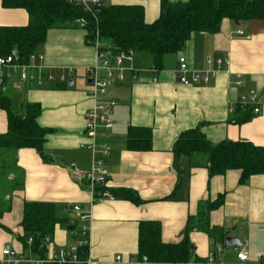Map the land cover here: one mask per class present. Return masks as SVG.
I'll list each match as a JSON object with an SVG mask.
<instances>
[{
  "label": "crops",
  "instance_id": "crops-1",
  "mask_svg": "<svg viewBox=\"0 0 264 264\" xmlns=\"http://www.w3.org/2000/svg\"><path fill=\"white\" fill-rule=\"evenodd\" d=\"M100 1L140 6L144 21L152 23L159 16L161 0ZM27 23L28 15L23 9H3L0 0V26ZM85 35L78 25L49 30L45 43L36 52L43 57L41 84H28L21 80L20 72L9 70L10 77L1 88L14 113H22L27 104H38L36 122L49 132L43 156L27 148L15 152L24 187L5 196L11 208L1 220L0 250L7 246L28 255L18 239L22 235L25 202L50 203L56 216L67 221L69 211L77 205L90 217L88 257L93 262L152 264L143 262L138 255L141 223H159L161 241L177 244L187 219L197 215L200 204L223 195L222 205L208 216L209 224L221 228L225 238L238 239L241 246L226 247L213 242L204 232L193 230L189 240L194 250L186 264H241L237 259L240 251L248 253L250 264H258L264 258V175L242 181L240 172L231 170L209 177L205 168L192 167L187 157H176L173 147L182 132L196 127L212 144L247 141L264 147V105L241 124L235 120L244 112H236V106L229 111L241 96L264 95V20L236 25L225 19L215 34H193L181 52L164 57L161 70L152 66L147 53H133L130 60L123 62V79L110 81L109 95L96 97L90 95L86 69L98 65V51L86 43ZM180 56L188 67L185 77L189 85L177 79ZM217 59L222 63L217 64ZM68 70L72 71L68 80L61 82ZM207 72L214 76L205 84L201 75ZM109 100L116 102L109 113L112 127L97 132L98 142L108 147L104 158L108 175L101 184L107 191L99 192L95 184L91 192L83 174L92 169L99 155L88 148L91 140L85 132L84 114ZM131 127L150 130L148 149L138 148L143 146L138 142L133 144L136 148L130 147L127 137ZM6 130L7 115L0 110V134ZM134 136L142 139L145 133L136 132ZM120 190L134 193L141 203L114 198L112 192ZM75 227L74 222L56 225L49 238L57 248L68 247L78 237ZM117 256L121 258L119 262L114 260Z\"/></svg>",
  "mask_w": 264,
  "mask_h": 264
},
{
  "label": "trees",
  "instance_id": "trees-1",
  "mask_svg": "<svg viewBox=\"0 0 264 264\" xmlns=\"http://www.w3.org/2000/svg\"><path fill=\"white\" fill-rule=\"evenodd\" d=\"M3 9H23L28 15L24 26H0V56H6L17 50L22 57L36 53L45 43L47 32L56 28L76 26L77 20L85 22V41L89 45L98 43L99 49L110 55L117 51L145 52L150 56L152 66L161 70L165 56L181 52L193 34H215L222 21L232 22L264 20V0H186L169 2L161 0L159 16L152 23L144 21L140 6H120L102 3L98 11L86 13L76 5L65 0H1ZM0 86V110L6 112L7 130L0 134V228L2 217L10 211V199L5 196L22 190L24 181L22 171L17 166L15 152L19 149H33L43 156L45 136L49 132L38 126L36 119L40 114L38 104H27L22 113H14L10 108V99ZM236 112H244L236 123H245L251 119L252 108L236 105ZM136 132H144V138H135ZM150 130L130 128L127 142L142 144L138 148L148 149ZM173 152L177 156L189 159L192 167H203L209 177L223 175L227 171H239L240 179L264 175V147L255 146L247 141H222L210 143L196 127L182 132L175 141ZM13 175L11 179L9 176ZM99 192L107 191L98 184ZM96 190V191H97ZM109 192V191H108ZM114 198L128 200L134 204L141 201L129 190L112 192ZM223 203V195L215 201L200 204L195 217L187 219L182 232V240L177 244H165L161 241L160 224L144 222L139 225L138 255L152 264H186L191 260L194 246L189 234L193 230L204 232L216 243L224 245L225 232L221 228L211 227L208 216L211 211ZM66 219L56 216L50 203L25 202L22 213V235L18 237L25 250L26 241L32 238L29 248L35 255L45 253L40 247L47 237H52L56 225H67ZM80 254L85 251L80 249Z\"/></svg>",
  "mask_w": 264,
  "mask_h": 264
},
{
  "label": "built area",
  "instance_id": "built-area-1",
  "mask_svg": "<svg viewBox=\"0 0 264 264\" xmlns=\"http://www.w3.org/2000/svg\"><path fill=\"white\" fill-rule=\"evenodd\" d=\"M67 4L76 5L80 7L86 13H93L98 11L102 6L100 0H65ZM77 25L84 27L85 22L83 20H77ZM98 51V65L86 69V74L90 78V95L96 97V95H109L107 91L108 83L110 81L123 79L125 68L123 62L130 60L132 57V51H117L116 54L110 55L106 50H100L98 43L94 45ZM229 54H227L228 58ZM42 55L32 53L28 57H22L17 50L10 51L6 56H0V86H4L8 77H10L9 70L20 72V78L22 81L28 84L40 85L39 73L42 68ZM41 63V64H40ZM210 63V59L207 60ZM217 64H221L222 60L217 59ZM177 68L175 70L177 79L181 84L189 85L190 82L186 79L185 75L188 72V67L183 56H180L177 61ZM156 72L155 69H152ZM71 70H68L65 76L60 78L61 82L68 80ZM194 78H198V75H194ZM214 74L209 72L201 75L203 83H208ZM236 82L235 85H239ZM116 104L114 100H109L106 103L98 104L89 109L84 114V128L85 132L91 140L88 148L93 153H97L99 156L94 159L92 169L83 174L85 179L90 184V191L93 192L94 185L101 184L105 181L108 173L104 167V158L108 154V147L105 143H99L97 140V132L99 129L104 131L110 130L112 127V121L109 116L110 108ZM236 105L251 106L252 113L258 114L260 109L264 105V95L257 93H250L246 96H241L239 101L235 105H230L229 111L232 112ZM95 147H98L96 150ZM74 213L75 225H79V233L76 241L68 246L57 248L52 240L47 237L43 241V249L45 253L42 255L32 256V252L29 249L32 246V238H28L26 246L28 247V255L25 256L22 252H19L11 247L4 246L0 250V264H96L88 257L89 250V222L90 217L87 212L83 211L81 207L75 205L71 208ZM80 249L85 251L84 255L80 254ZM220 250V246L217 247ZM120 257H115V261L119 262ZM237 259L241 264H250L249 255L246 251H240L237 253ZM143 262L147 263L145 257L142 258ZM258 264H264V258L260 260Z\"/></svg>",
  "mask_w": 264,
  "mask_h": 264
},
{
  "label": "water",
  "instance_id": "water-1",
  "mask_svg": "<svg viewBox=\"0 0 264 264\" xmlns=\"http://www.w3.org/2000/svg\"><path fill=\"white\" fill-rule=\"evenodd\" d=\"M236 25H239V23L237 21L234 22ZM72 81L69 82V86H72ZM105 182L101 183L104 184ZM224 245L226 247H232V246H241V243L238 241V239L236 238H232V237H226L224 240Z\"/></svg>",
  "mask_w": 264,
  "mask_h": 264
},
{
  "label": "rangeland",
  "instance_id": "rangeland-1",
  "mask_svg": "<svg viewBox=\"0 0 264 264\" xmlns=\"http://www.w3.org/2000/svg\"><path fill=\"white\" fill-rule=\"evenodd\" d=\"M70 212V215L68 216V222H69V224L71 223H73L74 222V213H73V211H69ZM74 225H75V222H74ZM75 230L77 231V233H79V225H76V227H75Z\"/></svg>",
  "mask_w": 264,
  "mask_h": 264
}]
</instances>
